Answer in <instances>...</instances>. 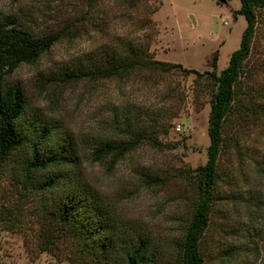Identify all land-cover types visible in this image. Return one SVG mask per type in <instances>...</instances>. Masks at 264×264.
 Listing matches in <instances>:
<instances>
[{
  "label": "rangeland",
  "instance_id": "1",
  "mask_svg": "<svg viewBox=\"0 0 264 264\" xmlns=\"http://www.w3.org/2000/svg\"><path fill=\"white\" fill-rule=\"evenodd\" d=\"M124 4L121 0H99L82 25L78 17L86 10L84 2L0 0L1 11L17 14L34 31L63 33L35 64L19 65L8 80L21 84L30 108L56 121L62 134L74 139L92 133L108 134L113 104L120 107L129 103L143 118H150L151 111H156L161 145L141 141L111 169L83 157L78 166L84 179L112 203L118 217L142 222L169 250L181 232L187 211L183 196L188 195L189 186L178 175L179 168L195 167L207 156L210 81L195 78L193 73L146 69L108 79L75 75L89 63L96 44L120 36L144 38L155 58L180 62L198 71L211 70L216 55L218 72L238 47L246 21L242 14L233 15L239 0H138L131 11H125ZM147 6H157L149 14L152 23L140 25ZM96 22L102 27L99 31L93 26ZM244 67L242 91L264 102L262 21L257 23ZM243 117L233 119L225 130L230 143L219 155V187L224 192L239 191L245 197L259 193L264 200V116L256 118L248 112ZM11 172L7 167L0 174V205L14 209L21 204L17 210L20 227L0 230V259L11 264H68L67 252L52 255L41 251L35 242L39 225L35 206L40 202L38 197L48 193L19 195ZM145 174L157 175L159 180L145 183ZM240 202H220L227 218L221 214L214 219L224 221L221 224L226 227L210 226L204 264H264V253L247 246L235 258L228 259L225 254L228 244L249 240L242 234L241 223L247 221V213ZM261 203L264 208V201ZM233 225L237 234H232Z\"/></svg>",
  "mask_w": 264,
  "mask_h": 264
},
{
  "label": "trees",
  "instance_id": "2",
  "mask_svg": "<svg viewBox=\"0 0 264 264\" xmlns=\"http://www.w3.org/2000/svg\"><path fill=\"white\" fill-rule=\"evenodd\" d=\"M75 1L86 5L78 17L83 25L87 13H94L99 0ZM137 2L121 0L125 11L133 10ZM156 8H144L140 19L144 23L139 24L152 23L149 14ZM236 14H242L246 24L238 47L231 51L227 64L218 72L215 71L216 55L211 70L198 71L180 62L155 58L144 38L120 36L111 42L96 44L89 63L76 75L72 74L79 78L108 79L146 69L159 73H193L195 78L210 81L207 156L202 164L179 168L178 175L189 186L188 195L183 196L187 211L182 217L181 232L168 250L166 245L161 246L159 236L145 229L142 222L118 217L112 203L84 179L78 166L83 157L111 169L141 141L161 145L158 139L161 123L156 111H151L150 118H143L129 103L120 107L113 104L107 122L108 134L92 133L77 139L62 134L56 121L29 107L21 84L8 78L19 65L35 64L63 33L34 31L17 14L0 10V174L7 167L12 170L15 189L21 196L48 193L41 199L39 196L40 202L35 206L39 217L35 242L41 251L56 256L67 252L68 264H204L210 226L224 222L214 217L224 214L227 218L220 202L237 199L245 206L247 221L241 227L249 240L228 244L225 254L228 259L235 258L243 254L244 246L264 253L262 196L251 193L245 197L239 191L229 193L219 187L218 159L230 143L225 130L233 119H244L248 112L256 118L264 116V102L256 101L251 92L241 89L244 63L257 23H264V0H239V6L233 10V15ZM93 26L97 31L102 29L97 22ZM66 71L63 73L70 76ZM158 178L145 174L143 181L154 183ZM13 208L0 205V230L20 227L17 210L21 204ZM232 227V234H237V226ZM0 264L11 263L0 259Z\"/></svg>",
  "mask_w": 264,
  "mask_h": 264
}]
</instances>
